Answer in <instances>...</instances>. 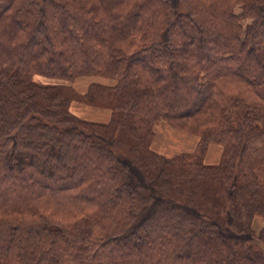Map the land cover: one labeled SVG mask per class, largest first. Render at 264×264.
I'll return each mask as SVG.
<instances>
[{"label": "trees", "instance_id": "trees-1", "mask_svg": "<svg viewBox=\"0 0 264 264\" xmlns=\"http://www.w3.org/2000/svg\"><path fill=\"white\" fill-rule=\"evenodd\" d=\"M258 218L264 0H0V264H264Z\"/></svg>", "mask_w": 264, "mask_h": 264}, {"label": "crops", "instance_id": "crops-1", "mask_svg": "<svg viewBox=\"0 0 264 264\" xmlns=\"http://www.w3.org/2000/svg\"><path fill=\"white\" fill-rule=\"evenodd\" d=\"M87 86H88V84L85 86L84 90H86ZM77 111L79 113H75L74 112L76 114V116H78L80 118L86 117L89 120H93V122L96 121V122H99V123H106V122H108L109 117H110V112L108 110L94 109V108H92L91 110L89 109V111L94 112L95 115L89 114L87 111L83 112V111L78 110V109H77ZM154 130H155V137H154V140L152 142L151 149L154 152H156V153H158L160 155L167 156V157H172V156L169 155L171 153H178V154L180 153V154H182V153L192 152L194 150V148L196 147V144H197V141H198L193 136H190L189 134H187L191 138H193V142L190 144V146L187 145V146L184 147V149H179L177 147H172V149L169 150L165 146H163V148L158 147L156 145V139L158 138L160 133H163V131H168V132H176V131L173 130L172 128H170L165 123L158 124L155 127ZM177 133H180V132H177ZM221 153H222V148L219 145H216V144L210 145L208 147L207 151H206L205 158H204V163L206 165H210V166L218 164L219 161H220V158H221Z\"/></svg>", "mask_w": 264, "mask_h": 264}, {"label": "rangeland", "instance_id": "rangeland-1", "mask_svg": "<svg viewBox=\"0 0 264 264\" xmlns=\"http://www.w3.org/2000/svg\"><path fill=\"white\" fill-rule=\"evenodd\" d=\"M236 12H239V10L237 9L236 10ZM244 24H246V23H248V21H245V22H243ZM35 81L36 82H38V83H41L42 82V79H40L39 77H35ZM91 82H102V80L100 79V78H81V79H78V80H76L75 82H74V84H73V87L75 88V90L76 91H78V92H81V93H83L85 90V86L87 85V84H89V83H91ZM75 106H81V105H79V104H73L72 106H71V112L73 113V114H75V113H79L78 111H77V107L75 108ZM83 107V106H82ZM85 108H87V112L89 113V114H92V115H95V113L94 112H91V111H89V109L91 110L92 108H89V107H85ZM75 112V113H74ZM86 117H83L82 119H85ZM85 120H89V119H85ZM89 121H93V120H89ZM96 122V121H95ZM176 131V130H175ZM176 132H180V133H183V134H189L190 136H193L195 139H197L198 140V138L195 136V135H192L191 133H189V132H187V131H176ZM168 154V153H167ZM174 154V155H173ZM180 154V153H179ZM178 153H171V154H169L170 156H175V155H179ZM262 227H264V219H262V218H258V219H256L255 221H254V223H253V228L257 231V230H259V229H261Z\"/></svg>", "mask_w": 264, "mask_h": 264}, {"label": "bare ground", "instance_id": "bare-ground-1", "mask_svg": "<svg viewBox=\"0 0 264 264\" xmlns=\"http://www.w3.org/2000/svg\"><path fill=\"white\" fill-rule=\"evenodd\" d=\"M75 108L83 112L86 111L87 109L84 106L83 107L75 106ZM192 142H193V138H191L187 134L168 132V131H163V133H160L158 138L156 139V145L158 147L163 148V146H165L169 150L172 149V147L184 149L185 146L187 145L190 146Z\"/></svg>", "mask_w": 264, "mask_h": 264}]
</instances>
